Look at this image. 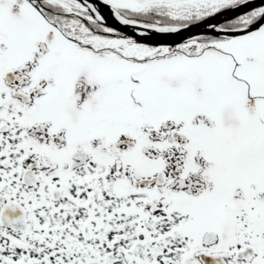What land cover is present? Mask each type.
Returning <instances> with one entry per match:
<instances>
[{
  "label": "snow or ice",
  "instance_id": "1",
  "mask_svg": "<svg viewBox=\"0 0 264 264\" xmlns=\"http://www.w3.org/2000/svg\"><path fill=\"white\" fill-rule=\"evenodd\" d=\"M0 264H264V0H0Z\"/></svg>",
  "mask_w": 264,
  "mask_h": 264
},
{
  "label": "flooded vegetation",
  "instance_id": "2",
  "mask_svg": "<svg viewBox=\"0 0 264 264\" xmlns=\"http://www.w3.org/2000/svg\"><path fill=\"white\" fill-rule=\"evenodd\" d=\"M101 11H102L103 15L108 19V23L114 24V21L112 20L111 16L109 15L108 10L106 8H101ZM114 26H118V25H114Z\"/></svg>",
  "mask_w": 264,
  "mask_h": 264
}]
</instances>
